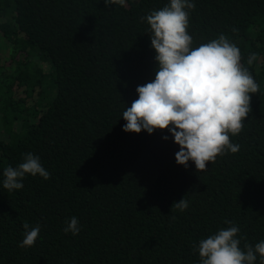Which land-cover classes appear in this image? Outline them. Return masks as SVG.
Wrapping results in <instances>:
<instances>
[{
  "label": "trees",
  "instance_id": "obj_1",
  "mask_svg": "<svg viewBox=\"0 0 264 264\" xmlns=\"http://www.w3.org/2000/svg\"><path fill=\"white\" fill-rule=\"evenodd\" d=\"M192 2L193 46L224 34L259 85L239 151L203 172L176 163L170 132L123 131L157 69L142 17L170 0H0V264H200L195 247L225 221L242 248L264 240V0ZM29 152L50 178L9 192L3 171ZM25 222L40 226L31 248Z\"/></svg>",
  "mask_w": 264,
  "mask_h": 264
},
{
  "label": "clouds",
  "instance_id": "obj_2",
  "mask_svg": "<svg viewBox=\"0 0 264 264\" xmlns=\"http://www.w3.org/2000/svg\"><path fill=\"white\" fill-rule=\"evenodd\" d=\"M106 2L126 5V0ZM194 8L192 0H170L162 9L142 17L150 26L157 69L154 80L136 88L138 98L126 107L122 117L126 133L170 132L179 146L176 163L187 168L191 161L197 172H203L217 157L239 151V145L231 137L243 131L252 111L251 97L259 92V85L242 64L240 49L224 34L193 46L188 27L189 13ZM256 59L255 53L250 54L247 64L252 65ZM26 175L50 178L40 158L29 152L18 166L4 169L3 188L9 192L22 189ZM188 206L183 197L171 209L183 212ZM225 223L229 227L201 239L195 247L200 264H256L257 257L264 264V240L255 246L245 243L242 248L237 238L239 227L231 221ZM23 228L24 238L19 247L31 248L40 226L32 227L25 222ZM79 231L78 219L71 217L65 234L78 235Z\"/></svg>",
  "mask_w": 264,
  "mask_h": 264
}]
</instances>
